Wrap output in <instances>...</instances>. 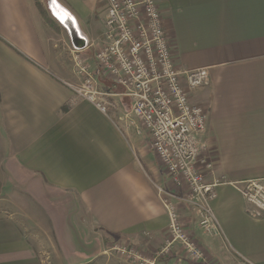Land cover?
I'll return each instance as SVG.
<instances>
[{
  "label": "crops",
  "instance_id": "0c3cea01",
  "mask_svg": "<svg viewBox=\"0 0 264 264\" xmlns=\"http://www.w3.org/2000/svg\"><path fill=\"white\" fill-rule=\"evenodd\" d=\"M40 1L75 31L104 21L99 0ZM153 1L174 67L205 69L209 77L188 96L207 112L197 168L216 184L211 208L219 235L205 249L192 241L202 264H264V216L254 218L234 189L264 179V0ZM50 35L34 0H0V192L16 184L37 203L46 194L69 196L88 231L161 249L169 233L160 193L167 179L139 151L125 116L121 133L67 88L66 80L78 79ZM102 86L126 101L115 93L120 88ZM171 195L178 210L183 198ZM37 246L18 221L0 219V264H43ZM178 250L174 245L169 264H177Z\"/></svg>",
  "mask_w": 264,
  "mask_h": 264
},
{
  "label": "built area",
  "instance_id": "2783aa9c",
  "mask_svg": "<svg viewBox=\"0 0 264 264\" xmlns=\"http://www.w3.org/2000/svg\"><path fill=\"white\" fill-rule=\"evenodd\" d=\"M102 45L93 60L100 73L112 80L113 88L122 89V97L129 100L125 118L130 128L145 135L157 156L160 166L173 182L185 184L187 195L183 202L195 212L200 230L209 237L219 235V227L211 208L216 184L205 181L197 168L203 151L202 137L206 131L207 112L189 102V92L208 85L205 69L181 72L172 61L161 15L153 0H105ZM78 36L84 41L83 35ZM74 74L81 84L65 83L76 97L92 104L102 114L108 113L104 101L109 93L102 90L97 73L79 56L84 49L75 48ZM203 166L210 170V163ZM250 214L264 216V179L247 180L234 185ZM163 205L169 218V234L162 253L169 252L179 242L190 254V260H202L201 250L192 242L179 224L172 195L161 191Z\"/></svg>",
  "mask_w": 264,
  "mask_h": 264
},
{
  "label": "rangeland",
  "instance_id": "374dc122",
  "mask_svg": "<svg viewBox=\"0 0 264 264\" xmlns=\"http://www.w3.org/2000/svg\"><path fill=\"white\" fill-rule=\"evenodd\" d=\"M37 1L43 7L50 23L47 24L43 20L50 29L51 42L57 45L60 52L63 51L65 53L66 71L75 75L74 57L78 54L75 52L72 43L71 29L65 24L63 25V22L56 21L46 10L43 3L40 0ZM99 1L101 7L103 6L102 12H105L106 1ZM102 18L103 16L100 19V23L96 26L91 25L90 27L87 23L85 28L82 27L84 31L79 29V35L85 34L86 36H83L85 39L87 38L86 48L79 52V56L85 58L89 68L97 73L100 83L111 88L112 80L100 73L93 60L95 52L103 41L104 21ZM76 78L78 80L75 83L72 78L66 80L65 83L78 86L81 84V79L77 76ZM101 88L109 93L103 86ZM121 92H123L122 89L115 91V93ZM104 101L108 104L107 115L111 117L115 126L122 133L124 131L123 127H125L123 118L125 112L129 110V100L121 101L117 96H109ZM127 127L130 128L128 125ZM131 132L133 133V131ZM134 137L137 138L139 151H143L150 165L164 177V182L167 179L168 185L166 186L165 184V186L161 187L162 191L172 192L179 198L186 196L188 191L185 184L176 185L171 177L167 176L168 174L160 166V162L153 152L147 137L136 135L135 133ZM25 190L24 187H19L15 184L0 192V219L7 220L12 218L28 231V234L33 238V242L38 245L39 252H37V255H39V259L43 264H169L170 259L176 257V252L172 251L174 245L180 251L177 254V259H175L177 264L182 261H186L189 264L197 263L190 260V254L186 252L185 247L179 242H175L169 252L162 253L166 242H170L172 239L169 233L161 249H155L151 252L140 243H136L127 237H110L96 231H88L83 224L79 206L69 196L58 199L46 194L42 201L37 203L35 200L33 201L32 196L26 194ZM40 194L42 196L41 191ZM167 201H170L169 198ZM174 208L176 209L175 212L178 216L179 224L186 230L187 235L205 249L203 245H207L211 238L200 230L195 212L185 203H182V207L178 208V210L175 206ZM204 262L202 261L201 264ZM208 264L217 263L210 262Z\"/></svg>",
  "mask_w": 264,
  "mask_h": 264
},
{
  "label": "water",
  "instance_id": "95a60500",
  "mask_svg": "<svg viewBox=\"0 0 264 264\" xmlns=\"http://www.w3.org/2000/svg\"><path fill=\"white\" fill-rule=\"evenodd\" d=\"M71 38H72V43L73 46L77 49H84L83 47H85V43L84 41L78 36V33L71 29Z\"/></svg>",
  "mask_w": 264,
  "mask_h": 264
},
{
  "label": "trees",
  "instance_id": "16d2710c",
  "mask_svg": "<svg viewBox=\"0 0 264 264\" xmlns=\"http://www.w3.org/2000/svg\"><path fill=\"white\" fill-rule=\"evenodd\" d=\"M35 2V7L36 9L38 10L39 14L41 15V17L43 18V20L47 23V24H50L49 21L47 20V17H46V13L43 9V7L41 6V4L37 1V0H34Z\"/></svg>",
  "mask_w": 264,
  "mask_h": 264
}]
</instances>
